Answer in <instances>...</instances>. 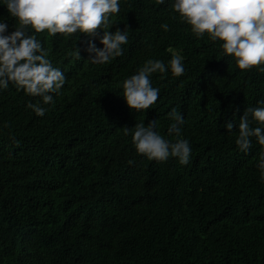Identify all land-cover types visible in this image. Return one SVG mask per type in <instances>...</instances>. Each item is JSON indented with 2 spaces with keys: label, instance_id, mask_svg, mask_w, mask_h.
<instances>
[{
  "label": "trees",
  "instance_id": "trees-1",
  "mask_svg": "<svg viewBox=\"0 0 264 264\" xmlns=\"http://www.w3.org/2000/svg\"><path fill=\"white\" fill-rule=\"evenodd\" d=\"M172 2L120 0L110 31L127 25L129 42L108 64L91 63L83 34H37L67 77L53 104L11 83L0 89V264H264L262 146L253 138L243 153L235 144L244 109L264 107V73L241 71L207 35L194 37ZM0 22L17 26L5 0ZM76 46L80 60L69 55ZM174 54L185 74H152L157 102L129 109L122 82ZM29 102L48 111L38 117ZM172 108L185 119L186 166L149 160L124 134L156 120L174 140Z\"/></svg>",
  "mask_w": 264,
  "mask_h": 264
},
{
  "label": "clouds",
  "instance_id": "clouds-1",
  "mask_svg": "<svg viewBox=\"0 0 264 264\" xmlns=\"http://www.w3.org/2000/svg\"><path fill=\"white\" fill-rule=\"evenodd\" d=\"M164 4L165 0H156ZM7 12L17 21L14 31L8 32L7 22H0V89L9 84L23 90L31 97H40L43 105L54 103L66 83L64 72L54 67L49 53L37 34L47 32L49 37L57 34L70 38L83 34L85 51L93 64H108L124 55L123 45L128 44V26L110 31L114 27L112 17L121 11L120 0H5ZM172 11L181 23L190 27L197 39L207 35L213 44H219L223 54L231 57L241 71L253 68L264 73V0H173ZM165 32L169 25L160 26ZM80 36V35H79ZM77 36V39L79 38ZM99 39L103 45L94 43ZM81 49L76 46L69 55L82 59ZM94 54V55H93ZM175 77L185 74L183 57L172 55L165 64L159 59H149L139 70L122 82L123 97L129 109L147 110L157 102L159 88L152 86L151 76L155 73ZM264 105V100L258 102ZM26 107L36 116L43 117L48 109L41 103L29 102ZM172 123L168 127L166 139L157 129V121L135 124L134 128L124 127V134H131L138 154L149 160L166 162L176 158L180 165L190 163L192 148L187 139H182L184 116L172 108L167 114ZM255 121L259 126L252 127ZM232 121L224 127L228 132L234 128ZM262 146L257 163L261 180L264 181V107H247L239 118L238 136L235 140L239 151L247 153L252 147V139ZM18 145L19 141H15Z\"/></svg>",
  "mask_w": 264,
  "mask_h": 264
}]
</instances>
